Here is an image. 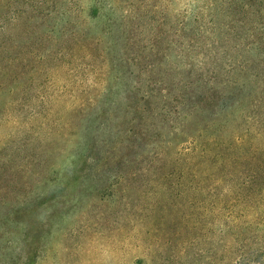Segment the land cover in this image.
<instances>
[{
    "label": "rangeland",
    "instance_id": "obj_1",
    "mask_svg": "<svg viewBox=\"0 0 264 264\" xmlns=\"http://www.w3.org/2000/svg\"><path fill=\"white\" fill-rule=\"evenodd\" d=\"M89 2L75 3L83 16ZM147 4L168 9L161 30L166 41L177 39L175 12L188 0ZM108 17L111 31L102 35ZM86 18L85 27L107 48L110 69L101 71L93 62L71 72L69 81L33 84L16 121L0 123V264H207L208 247L224 229L210 206L226 183L217 187V175L206 165L192 181L206 178L202 192L164 176L177 159L176 146L160 104L151 112L135 111L141 105L129 95L132 77L117 39L120 17L108 12ZM143 18L156 28L158 15ZM175 46L167 49L165 68L178 61ZM146 55L145 62L152 58ZM26 105L37 114L28 115ZM251 123L246 118L240 128L258 138ZM257 205L246 210L251 225H242L241 232L261 240L264 212Z\"/></svg>",
    "mask_w": 264,
    "mask_h": 264
},
{
    "label": "trees",
    "instance_id": "obj_2",
    "mask_svg": "<svg viewBox=\"0 0 264 264\" xmlns=\"http://www.w3.org/2000/svg\"><path fill=\"white\" fill-rule=\"evenodd\" d=\"M78 1L0 0V123L16 121L33 84L69 81L71 72L93 62L107 72V48L85 21L118 14L117 39L133 84L129 95L141 105L135 111L151 112L160 104L176 146L177 159L164 176L202 192L206 178L192 181L206 165L217 175V187L226 183L209 210L222 217L224 229L208 247L207 264H264V235L258 240L241 232L242 225H251L246 210L253 202L264 212V0H188L175 12L177 39L168 41L161 30L168 9L149 6L150 0H88L86 16ZM144 14L150 20L158 15L156 28L146 26ZM110 20L102 24V35L110 33ZM175 45L178 61L165 68L167 49ZM145 53L151 60L145 62ZM26 110L37 114L28 105ZM239 117L252 121L260 136L246 135L249 128H240ZM194 156L199 162L188 161Z\"/></svg>",
    "mask_w": 264,
    "mask_h": 264
}]
</instances>
